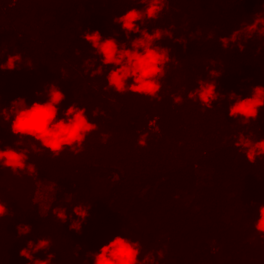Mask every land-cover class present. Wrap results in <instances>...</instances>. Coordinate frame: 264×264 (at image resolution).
I'll list each match as a JSON object with an SVG mask.
<instances>
[{
  "label": "trees",
  "instance_id": "16d2710c",
  "mask_svg": "<svg viewBox=\"0 0 264 264\" xmlns=\"http://www.w3.org/2000/svg\"><path fill=\"white\" fill-rule=\"evenodd\" d=\"M0 264H264V0H0Z\"/></svg>",
  "mask_w": 264,
  "mask_h": 264
},
{
  "label": "rangeland",
  "instance_id": "374dc122",
  "mask_svg": "<svg viewBox=\"0 0 264 264\" xmlns=\"http://www.w3.org/2000/svg\"><path fill=\"white\" fill-rule=\"evenodd\" d=\"M33 184L34 187H32L31 194H27L26 199L32 204L39 203L41 210L44 212L52 199L54 187L53 185L44 183L40 180L34 181Z\"/></svg>",
  "mask_w": 264,
  "mask_h": 264
}]
</instances>
